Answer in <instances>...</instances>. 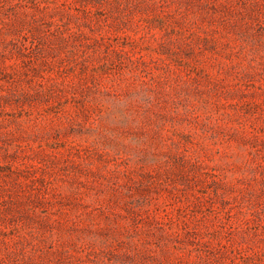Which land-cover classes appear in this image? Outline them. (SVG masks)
I'll list each match as a JSON object with an SVG mask.
<instances>
[{
  "label": "rangeland",
  "instance_id": "obj_1",
  "mask_svg": "<svg viewBox=\"0 0 264 264\" xmlns=\"http://www.w3.org/2000/svg\"><path fill=\"white\" fill-rule=\"evenodd\" d=\"M0 264H264V0H0Z\"/></svg>",
  "mask_w": 264,
  "mask_h": 264
}]
</instances>
